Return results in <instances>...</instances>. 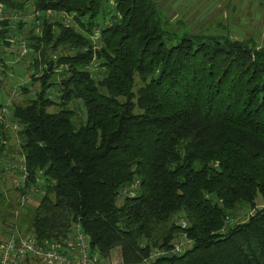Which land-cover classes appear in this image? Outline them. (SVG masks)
Returning a JSON list of instances; mask_svg holds the SVG:
<instances>
[{
	"label": "trees",
	"instance_id": "obj_1",
	"mask_svg": "<svg viewBox=\"0 0 264 264\" xmlns=\"http://www.w3.org/2000/svg\"><path fill=\"white\" fill-rule=\"evenodd\" d=\"M30 10L42 33L26 39L31 83L11 123L26 174L16 192L41 193L33 239L59 246L80 224L102 259L120 248L133 264H264V46L228 24L172 23L157 0H0V91L26 24L7 15ZM183 232L192 245L171 255Z\"/></svg>",
	"mask_w": 264,
	"mask_h": 264
},
{
	"label": "rangeland",
	"instance_id": "obj_2",
	"mask_svg": "<svg viewBox=\"0 0 264 264\" xmlns=\"http://www.w3.org/2000/svg\"><path fill=\"white\" fill-rule=\"evenodd\" d=\"M158 2L172 23L180 21L192 31L204 28L215 30L219 28V24H228L233 29H240L245 32L246 38L255 37L260 44L262 43L258 23L259 19H264V0H231L230 2L228 0H158ZM254 13L259 19L255 18ZM7 16L15 24L20 21H25L26 24L23 30L17 29L11 33L13 44L7 48L6 54L7 57L9 56L8 58L11 57L9 62H6L7 69L10 71L5 70L7 76L1 74L6 90L9 83L13 82V84L9 87V91H0L2 110L4 108L9 110V114L0 120V138H6L5 149L0 152V246L4 240L9 238L17 239L28 235H30L28 238H33L29 232L30 221L41 197L40 192H35L26 197L20 196L16 192V182L23 174V164L21 162L22 152L17 134L18 129H15L14 124L11 123V113L12 106L22 104L26 98L21 87L31 83L28 70L25 68L32 61L33 53L26 45L28 42L26 39L31 33L41 35L42 28L38 24L34 25L33 21L36 20V15L32 10L26 13H8ZM58 18L62 19V16H57ZM49 19L54 21L55 18L49 17ZM63 19L66 23H71V18L65 16ZM180 30L182 31L183 28ZM25 48L28 52L25 56H21ZM69 51L73 52L70 49ZM60 54H63V51L60 50L53 56L58 57ZM0 68L3 69L4 67L0 66ZM41 70L42 67H39V74H41ZM55 79L59 82L62 77L58 76ZM138 82L140 81L138 80ZM38 86L39 83L34 84L36 89ZM72 106L78 107L76 119L83 121L86 115L85 107L82 109L80 107L82 104L78 101L72 103ZM55 109L53 108V110ZM12 172L15 177H8ZM123 199V197L119 198V204H122ZM261 201L262 197L259 196L257 203L260 204ZM261 206H263L262 203ZM253 213H255L253 209L240 211L235 221L243 222ZM121 253L120 248L114 249L110 257L104 259V262L106 264H133L124 262ZM151 259L154 257L151 256ZM139 264H150V260Z\"/></svg>",
	"mask_w": 264,
	"mask_h": 264
},
{
	"label": "built area",
	"instance_id": "obj_3",
	"mask_svg": "<svg viewBox=\"0 0 264 264\" xmlns=\"http://www.w3.org/2000/svg\"><path fill=\"white\" fill-rule=\"evenodd\" d=\"M25 54L26 50H23L22 55ZM8 114L9 110L4 108L0 120ZM14 128L19 129L15 124ZM21 162L23 164V174L16 182L19 187L23 185L26 178L24 157H22ZM34 192L39 193L40 191L36 189ZM179 224L183 230L188 228L185 219H180ZM28 237L29 235L4 240L0 246V264H106L99 254L92 251L88 238L80 224L74 226L72 238L70 240L65 239L63 244L59 246L53 244L41 246L33 238ZM191 245L192 241L183 232L177 237L169 253L171 255L181 254ZM165 254H167L166 251L154 250L151 256L160 257Z\"/></svg>",
	"mask_w": 264,
	"mask_h": 264
},
{
	"label": "crops",
	"instance_id": "obj_4",
	"mask_svg": "<svg viewBox=\"0 0 264 264\" xmlns=\"http://www.w3.org/2000/svg\"><path fill=\"white\" fill-rule=\"evenodd\" d=\"M231 0H228V2H230ZM245 1V0H244ZM158 2V0H157ZM159 3V2H158ZM246 3V2H245ZM254 16L255 18L259 19L256 14L254 13ZM258 27L260 29V33L262 35V43L260 44L255 37H249V38H246V33L243 32L242 30L240 29H233L230 25V28H231V31H232V34H234V37L238 38V39H252L256 42V44L259 46V47H262L264 44V19H259V23H258ZM15 177V175H14ZM4 180V179H3ZM4 183V182H3ZM3 187V186H2ZM20 238V237H19Z\"/></svg>",
	"mask_w": 264,
	"mask_h": 264
}]
</instances>
